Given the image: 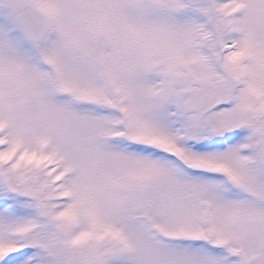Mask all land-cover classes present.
Masks as SVG:
<instances>
[{"label":"snow or ice","instance_id":"1","mask_svg":"<svg viewBox=\"0 0 264 264\" xmlns=\"http://www.w3.org/2000/svg\"><path fill=\"white\" fill-rule=\"evenodd\" d=\"M0 264H264V0H0Z\"/></svg>","mask_w":264,"mask_h":264}]
</instances>
